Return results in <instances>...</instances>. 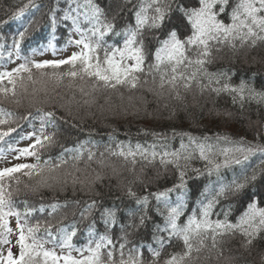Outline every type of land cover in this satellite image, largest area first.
I'll use <instances>...</instances> for the list:
<instances>
[{
	"label": "trees",
	"instance_id": "16d2710c",
	"mask_svg": "<svg viewBox=\"0 0 264 264\" xmlns=\"http://www.w3.org/2000/svg\"><path fill=\"white\" fill-rule=\"evenodd\" d=\"M80 2L83 3V0ZM94 2L100 5L108 20L113 21L118 29L133 16L141 4L144 5L146 14H152L151 8L148 7L152 0ZM171 2L175 8L177 3L183 4L187 0ZM70 3L71 0H0V67L18 61L23 64L33 62L34 53H42L49 47L63 50L72 46L68 41L74 40V26L71 20H62ZM72 7H75V4ZM21 8L24 9L23 15L17 17L16 13ZM53 10L57 17L55 28L51 23ZM80 12L83 13V9H80ZM225 19L230 22L227 17ZM80 20L82 29L90 27V24L83 20V15ZM25 26H28V31L17 49L13 40L18 39L17 33ZM171 26L184 31L185 25L178 13L173 16ZM105 39L111 44L116 38L109 39L106 36ZM154 52L155 49L153 60L150 62H154ZM28 66L30 73H14L18 80L16 95H12L11 91L8 94L0 93V110L12 114L10 124L0 125V130L6 131L9 126L16 129L5 137L7 143L0 141V152L4 154L0 161L15 152L9 151L10 147L19 149L26 137L38 132L42 121L45 132L53 136L54 142L45 150H41V161L49 158L55 161L62 153L69 161L68 165L54 172L45 171L42 174L43 177L57 178L55 182L49 179L51 187H39L34 191L41 177H27L22 173L14 174L19 177V184L15 180L9 182L16 208L21 212L33 209L28 222H41L42 228L37 235L45 241L44 245H60L59 229L74 223L77 234L72 238L71 245L85 249L78 259L91 255L86 250L90 239L93 241L92 247H95L99 237L107 233L117 245L114 257L118 260L119 244L124 242L121 238L127 233L125 256L128 249L140 246L145 264H151V253L147 247L142 246L158 247L153 235L152 221H146L145 226L137 230L128 228L126 233L121 228L122 224L129 223L126 215L128 212H138V206L128 195V191L130 189L138 197L164 191L179 183L181 170L185 172L187 181L185 200L193 209L199 207V201L204 198L203 194L210 195L213 189L218 190L222 184L233 180L241 181L245 174L251 177L253 172L256 179H249L246 187L238 194L222 199L215 212L231 209L228 219L236 223L246 205L253 200L258 202V207H264V155L260 152L251 155L240 165L222 166L218 173L213 169L215 163L223 165L222 150L238 146L234 142L243 140L252 145L264 146V104L245 102L241 107L239 101L233 103L232 97L226 93L217 96L205 91L201 95L198 90L187 94L182 91L181 95L185 96V99L176 100L167 91L157 95L160 92L158 78L153 83L147 76L142 77L147 83H141L137 89L119 88L113 91L97 88L94 91V81H81L79 78L73 79L65 75L69 71V65L41 69L33 67L32 63ZM207 70L212 73L227 72L233 84L245 80L257 91H264V41H257L255 45H241L237 41L234 48L224 45L219 51L214 50L213 62L207 65ZM57 76L62 79L58 81ZM21 78L24 88L20 87ZM5 86L11 88L7 80L0 85ZM81 87L84 88L83 93L80 91ZM49 111L55 113L56 119L52 123L43 115ZM189 137L200 140L209 138L207 143L212 145L210 159L213 164H208L199 157L198 150L194 151V146L189 144ZM182 142L185 149L191 152L192 158L187 162L181 159L180 169L172 164H161L159 156L152 162L137 156L133 164L131 158L125 160L118 155H112L113 152L119 151L121 146L125 150L129 146L135 149L137 144L148 151H152V146H155L157 153L184 152L185 149L180 147ZM32 143L34 140L30 144ZM74 148H81L84 152L83 159L75 166L80 169L79 172L75 171L70 154L64 151ZM89 149L95 153L92 161L87 159ZM35 162L34 157H28L25 163ZM209 169H213L211 175L208 174ZM67 173L78 176L85 183L73 185L72 176H67ZM97 173L103 176V180L90 185L88 181L94 179ZM64 179H67V184L62 183ZM178 195L177 192L170 194L172 200H176ZM92 199L105 207L118 209L117 223L113 227L106 228L100 222L90 227L94 219L98 220V213L87 215L83 219L80 217L79 213ZM149 200L147 215L155 217L156 202L152 197H149ZM52 204L62 207L52 212ZM122 213L125 215L122 216ZM211 218L223 219V215L217 217L213 214ZM133 222L138 224V218H134ZM46 224L51 227V237L44 234L43 227ZM218 240L216 247L212 246L210 239L206 240V246L199 253H194L198 259H195L193 264H264V232L255 236L251 244L239 233L226 235ZM180 245L181 242H176L175 247H165L161 260L167 259L169 253L180 251ZM108 250L102 249L105 253Z\"/></svg>",
	"mask_w": 264,
	"mask_h": 264
},
{
	"label": "snow or ice",
	"instance_id": "6c2138e0",
	"mask_svg": "<svg viewBox=\"0 0 264 264\" xmlns=\"http://www.w3.org/2000/svg\"><path fill=\"white\" fill-rule=\"evenodd\" d=\"M75 4V7L72 5ZM152 14H146V9L141 4L133 13V16L119 29L113 21H109L107 14L95 3L94 0H71L68 11L62 17L63 21L71 20L74 31L80 34V39H69V44H74L81 50L73 53L67 59L45 60L40 63L27 62L21 64L12 72L0 73V85L7 80L11 88L0 87V93L16 95V86L18 83L15 74L20 72H31L28 64L41 69L45 67L59 68L61 65H69V71L65 73L70 78H79L81 81H94L93 90L127 88L129 90L137 89L141 83H147L142 77L151 78L153 83L159 80L157 95L167 91L170 96L176 100H183L187 94L198 90L202 95L205 91L215 93L217 96L226 93L232 97L233 103L240 102L243 107L245 102H256L264 104V91H257L251 83L241 80L238 84L231 82V76L227 72H209L207 65L213 62V51H219L224 45L235 47L239 41L241 45L251 43L255 45L257 41H264V0H187L186 3H177L172 7L171 0H152L148 6ZM83 9V13L80 12ZM24 9L21 8L16 16L23 15ZM75 13V14H73ZM179 14L181 21L185 25L183 32L177 27L171 26L174 15ZM90 24L86 30L80 27V16ZM225 17H227L226 22ZM53 28L57 24L55 10L51 16ZM28 26L17 33L18 39L14 38L13 45L19 48V42L25 38ZM109 39L115 37L113 43L109 44L105 37ZM158 45V47H157ZM153 49L154 62L153 60ZM31 79V76H29ZM62 77L57 76V80ZM20 87L24 88L22 78ZM26 90V89H25ZM80 91L83 93L84 88ZM151 91V89H149ZM87 103V101H86ZM44 118L49 123L55 121L54 112H45ZM12 114L0 110V125H9ZM15 128L9 126L7 130H0V141H5ZM34 137V143L22 149L9 148V151L18 152L17 159L34 157L35 163H19L13 167L0 169V245H7L4 251H0V264H145L141 247L128 249L125 256V248L128 244L126 239V229L132 228L137 230L145 226V222L151 220L154 225V238L158 247H147L151 253V264H193L199 253L205 246L206 240L212 241V246L216 247L219 243L218 238L222 239L226 235H235L237 233L247 238V243L251 244L252 239L261 232H264V207H258L257 201L253 200L246 205V209L238 218L236 223L231 222L228 217L231 209H221L215 212L222 199L228 196H234L242 191L249 179L255 180L256 175H244L241 181L233 180L230 183L222 184L218 190L213 189L211 194H203L204 198L199 201V207L193 209L188 206L185 196L187 195V181L185 172H179V183L164 191L149 193L148 195L138 197L130 189L128 195L135 200L138 206L136 210L128 212L129 223L121 225L126 235L121 239L124 241L119 244V259L114 257L117 251V245L107 234L99 237L92 247L93 241L89 240L86 250L91 253L81 259L73 257L70 253L65 256H58L55 251L48 250L44 247L45 241L38 237L42 225L40 221L33 224L28 222L33 209H26L24 212L19 211L13 200V193L10 191V181L15 180L20 183L16 173H22L24 176H40L39 187H51L49 179L57 181L55 177H43L45 171L51 173L57 169L68 165L69 161L64 158V154L57 157L55 161L51 158L41 161V150H45L54 140L52 135L45 132L42 121L38 132L31 134ZM225 139H227L225 137ZM208 137L200 140L196 137H189V144L194 146V151L198 150L199 157L213 164L210 159L212 145L208 144ZM238 146L231 149L222 150L224 156L223 165L215 163L213 169L218 173L222 166L227 167L231 164L240 165L247 161L251 155L260 152L264 155V146L252 145L246 141L234 142ZM83 146H81L82 148ZM181 149H185L183 142ZM81 148L65 149L70 154V159L75 167L84 157ZM152 146V151H148L141 145L137 144L135 149L129 146L126 150L123 146L119 151L113 152L112 155H118L125 160L131 158L133 164L137 156L141 159L152 162L159 156L160 163L164 165L172 164L177 169L182 166L180 160L185 162L192 158L191 152L186 149L181 151H163L157 153ZM4 154L0 152V157ZM95 157L90 149L87 150V159L92 161ZM169 157L171 159H169ZM209 169L208 174H212ZM75 171L80 169L75 167ZM72 176V183L84 184L78 176L67 173ZM103 176L97 173L94 179L88 183L94 184L102 181ZM67 179L62 183L67 184ZM179 193L176 200H172L170 194ZM149 197H152L155 204V217L147 215L150 204ZM67 205H63L66 207ZM52 212L59 207L58 204L50 205ZM43 206H41L42 210ZM117 208L105 207L102 203L92 199L84 209L79 213L83 219L87 215L98 213V220L94 219L90 227L97 222L102 223L106 228H111L117 223ZM215 214L223 219L213 220L211 217ZM125 215L122 213V216ZM16 219V227L10 226V218ZM138 218L139 223L133 222ZM183 218V219H182ZM71 229V230H69ZM43 231L45 236L51 237V227L44 225ZM61 233L60 246L62 248H72L71 240L77 234L76 225L70 224L67 227L59 229ZM17 236L16 244L13 245L11 235ZM90 235H92L90 233ZM176 242H181V250L168 254L167 259L161 260L162 250L165 247H175ZM13 247L18 251L14 252ZM108 248L105 253L102 249ZM85 249H79L83 253Z\"/></svg>",
	"mask_w": 264,
	"mask_h": 264
},
{
	"label": "rangeland",
	"instance_id": "374dc122",
	"mask_svg": "<svg viewBox=\"0 0 264 264\" xmlns=\"http://www.w3.org/2000/svg\"><path fill=\"white\" fill-rule=\"evenodd\" d=\"M76 39H80V34L77 32L74 33V40H76ZM80 50L81 49L79 47L75 46L74 44L68 48L63 49V50H55L52 47H49L48 49H46L42 53H34L32 56V60L34 63H40V62L45 61V60H53L54 61V60L67 59L73 53L79 52ZM21 64H23V62L18 61V63H12L11 65L6 66V67H0V73L12 72L14 69L18 68ZM33 140H34V138L26 137L23 140V143L19 146V149L27 147ZM17 156H18V152H16V151L11 152L10 156L7 159L0 161V169L6 168V167H13L16 164L25 163L26 161H28V157L17 159L16 158ZM10 226L13 229H15V227H16V219L14 217L10 218ZM9 238L11 239L12 244L15 245L17 236L15 234H13ZM7 247H8L7 245H3L2 247H0V251H4ZM44 247L48 250L55 251V253L58 256H65V255H68L70 253L73 257L78 259L82 255L81 251H78L79 248H76V247L62 248L60 245H44ZM13 251L17 252L18 248L13 247ZM60 264H63L62 260L60 261Z\"/></svg>",
	"mask_w": 264,
	"mask_h": 264
}]
</instances>
